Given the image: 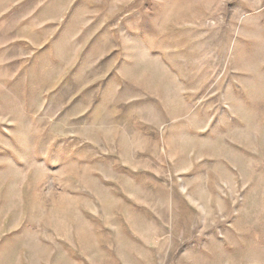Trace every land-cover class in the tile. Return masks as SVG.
Segmentation results:
<instances>
[{
    "label": "rangeland",
    "instance_id": "obj_1",
    "mask_svg": "<svg viewBox=\"0 0 264 264\" xmlns=\"http://www.w3.org/2000/svg\"><path fill=\"white\" fill-rule=\"evenodd\" d=\"M0 264H264V0H0Z\"/></svg>",
    "mask_w": 264,
    "mask_h": 264
}]
</instances>
